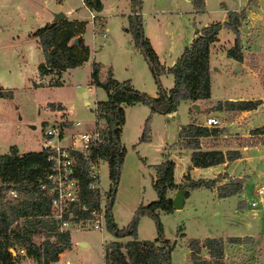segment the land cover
Wrapping results in <instances>:
<instances>
[{"label": "rangeland", "instance_id": "rangeland-1", "mask_svg": "<svg viewBox=\"0 0 264 264\" xmlns=\"http://www.w3.org/2000/svg\"><path fill=\"white\" fill-rule=\"evenodd\" d=\"M145 1L147 20L154 25L157 24L160 30L169 22L172 25L169 30L176 34L175 37L178 38L183 34L184 27L189 29L192 27L194 22L191 15L185 16L181 21L177 15L179 12L172 10V5H178L177 0H174L175 3L172 2L173 0ZM239 1L208 0V9L219 12L228 8L232 9L237 6ZM122 2L126 3V0H121L117 13L123 11L125 3ZM109 6L108 4L107 7L110 8ZM125 6H127V3ZM64 10H74L77 12L76 15L79 19L90 21L89 15L81 6L80 0H0V84H7L12 91H6L11 92V100L0 98V154L8 153L12 147L17 148L19 150L16 149L17 152L21 153L39 152L43 132L51 124L64 127L68 136L82 131L90 134L105 128V123L96 118L95 103L105 101L106 94L102 89L90 86V68H81L78 71L66 74L64 76L65 85L61 87L43 86L36 88L38 86L35 80L36 77L31 76L42 56L35 43L28 40L24 32L30 26L36 27L37 18L40 19L43 14L51 15ZM158 11L164 13L161 18L154 20L151 15ZM219 14H212L209 17L217 20ZM113 18L111 20H114V23L109 31L113 30L115 32L121 30L122 25L128 26L127 17L115 16ZM51 19L53 18L51 17ZM204 21V19L197 18L196 24L202 26ZM242 23L244 24V22ZM260 24V32L263 35L264 17ZM157 35L160 36L158 33ZM89 37L90 32L88 33ZM262 38L264 37L261 36ZM166 41V39H162L161 42L165 43ZM101 44L102 41L100 40L96 54L98 55L97 62L103 63L105 66L101 73L103 81H106L107 69L111 68L112 71H116V76L120 81L131 80L135 88L141 92L150 95L149 93L153 91V87L156 89L142 55L138 54L141 61L137 60V63L133 64L129 62V59L125 60V56L118 55L115 49L103 51L104 49L100 47ZM234 61V59L227 58L224 54L219 56L218 64L215 65L218 72L215 73L216 80L213 84V99L215 101L226 99L225 96H222L224 86L228 89L233 88L229 86V79L225 74L226 72L227 74L232 73L237 67L233 68ZM19 73L22 74V78L19 77ZM230 76L232 78L233 75ZM54 81H56L55 78L49 81V84ZM160 82L164 89H169L172 87L173 78L169 74H163L160 76ZM40 85L42 84L40 83ZM50 104H54V107ZM57 104H62L65 110L59 108ZM195 104L200 106V111L192 116L189 115L192 105L183 103L179 104L174 115L152 114L148 107L141 104L127 109L126 124L123 130L127 152L122 164L117 193L112 207L114 220L119 229L128 226L139 206H146L157 200L156 192L152 186L154 165L160 164L165 157H170L176 163L175 180L177 183L182 182L183 175L186 174L190 164L191 150H185L182 154H179L173 149L177 146L179 131L190 123L192 117L205 120L208 115L207 109H205L207 103L199 102ZM147 119H149V139L141 142L140 138ZM204 120L198 122V124L202 125ZM44 123L47 125L45 128L43 127ZM75 123H81V126L77 128L74 125ZM30 126H34L35 129L32 130ZM200 142L205 149L232 148L234 144H237L240 148L258 145L259 143L258 139H243L232 136L227 139L216 136L201 139ZM98 165L101 183L99 197L102 203L106 199L110 181L107 164L100 161ZM213 173L214 168H204L200 173L191 175V178L196 181L199 179L207 180L212 177ZM260 181L259 183L264 185V180ZM189 192L188 197L190 199L186 201L182 210L170 214L158 213L165 238L171 243H175L174 250L171 253V264H192L188 240L208 236H210L209 238L232 237L236 236L237 233L253 237V243L231 247L227 245L221 263L264 264V208L262 205L256 208L249 206L250 202L257 199L255 191L254 195L245 196L243 203H238L239 201H235L237 200L235 199L223 207L228 211L231 209L237 210L236 207L238 209L245 207L243 210H238V219L232 220L228 224L227 221L224 222L209 217V204H211L209 190L199 188L189 190ZM176 193L177 190L172 192V198L175 197ZM230 212L234 213L233 211ZM248 224L251 226L250 229L247 227ZM137 238L149 241L157 238L155 223L147 215L139 218ZM246 238L250 237H243L244 240ZM33 240L35 244L39 245L43 238L35 237ZM130 240H132L130 237L116 239L105 228L101 231L72 232L71 250L66 254H64L65 252L60 254L58 262L54 264H103L105 244L120 241L124 245ZM22 251L26 253L23 248L19 247L9 249L13 256H18L19 264H36L26 254L23 256ZM200 255L202 259L209 260L205 251H202Z\"/></svg>", "mask_w": 264, "mask_h": 264}, {"label": "trees", "instance_id": "trees-1", "mask_svg": "<svg viewBox=\"0 0 264 264\" xmlns=\"http://www.w3.org/2000/svg\"><path fill=\"white\" fill-rule=\"evenodd\" d=\"M84 6L90 11L101 12V0H83ZM130 14L127 17V32L130 34L133 46L144 58L154 84L157 89V97H151L146 93L133 88L129 81L117 82L111 75L105 82L98 79L99 66L96 63L91 67V86L102 89L106 95V101L96 104V118L105 123V128L99 130L101 144L94 148L89 159L101 160L107 163L110 187L106 197L105 229L116 239L126 237L132 240L124 245L120 241H112L103 248V264H171V253L175 243L165 238L158 212L170 214L174 211L172 199L167 194L176 188L173 180L174 163L166 160L153 167L155 180L152 186L157 195V200L146 205L139 206L126 228L119 229L114 221L112 207L117 193L121 168L126 154L121 144L122 127L125 124L123 106L142 104L149 108L152 114H174L181 101H189L191 104L206 101L210 98L209 80V50L217 41L218 32L225 28L235 36L234 46L227 52V57L242 61L241 44L239 40L240 28L245 19V11H230L227 14V22L215 23L204 27L199 35L185 48L175 64L167 71L160 64L157 54L145 37L143 19L141 15L142 0H129ZM194 7L200 10L203 7L202 0H195ZM85 23L69 22L66 18L57 23L47 24L36 30L33 38L38 39V45L42 52L43 60L37 66L40 77L55 75L60 78L67 70L75 69L88 62L89 49L82 39ZM77 40V43H75ZM169 74L173 77V86L169 90L162 87L160 76ZM50 87H61L56 80L49 84ZM40 86H36L39 88ZM0 98L12 99L11 92L0 88ZM259 102L225 103L224 107L234 111H249L255 109ZM54 107V104H50ZM59 108L62 107L57 104ZM221 104H219V107ZM60 109V110H61ZM47 125L44 123L43 127ZM149 131V119L146 120L141 142L147 141ZM217 134L214 128L189 124L180 131L182 145L186 150H191L190 161L193 167L207 168L234 161L240 157L238 152H227L223 155L218 151H202L200 139L213 137ZM253 135H264V127L252 132ZM84 169L87 167L83 165ZM47 168L45 154L42 152H29L19 155L15 148H10L7 154H0V182L5 186L2 192L7 194L9 186L14 185L19 198L10 201L0 196V264H15L16 256L9 249L19 247L26 251V256L33 259L36 264H54L59 260V255L70 251L72 247L71 237L68 234H60L54 225L45 218L49 212L47 199L39 191L38 184ZM180 187L184 188V198L188 197L189 190L216 189L219 198L234 196L242 188V180H230L226 185L216 186L219 177L214 180H197L189 178ZM83 195L90 206L97 204L99 196L95 192L87 190L86 175L82 177ZM179 187V188H180ZM96 203V204H95ZM149 216L155 223L157 238L153 241L139 240L137 238L138 221L141 216ZM35 237H42L43 241L37 245ZM190 260L192 264H222L227 245L238 246L251 245L252 238L233 237L223 240L221 238H206L204 240H188ZM205 251L209 260L202 259L201 252Z\"/></svg>", "mask_w": 264, "mask_h": 264}, {"label": "crops", "instance_id": "crops-1", "mask_svg": "<svg viewBox=\"0 0 264 264\" xmlns=\"http://www.w3.org/2000/svg\"><path fill=\"white\" fill-rule=\"evenodd\" d=\"M80 1L84 11L89 15L90 21H88V19H79L76 15L77 12L74 10H64L62 11V13H64L65 18L69 22L85 23L82 39L84 41L85 46L88 47L90 52L88 62L84 63L80 67L63 72L60 78H58L55 75L40 77L37 72V66L43 60V58L41 57L40 61L37 63L31 75L32 77L33 76L36 77L35 78V80L37 81L36 84L40 87L43 86L50 87L49 81H51L53 78L58 80L62 84V86H64L65 85L64 76L66 74H70L71 72L78 71L81 68L83 69L87 67L91 69L93 63H96L99 66V75H98L99 81L102 83L105 82L101 78V73L105 66L103 63L97 62L98 55L96 54L97 47H99L98 42L100 40L102 41L101 44L102 46L100 45V47L104 49L103 51L107 49H115L118 55L125 56V60L129 59V62H132L133 64L137 63L136 62L137 60L139 62L141 61L139 58L140 56L138 55L139 53L136 51V49L133 46L132 38L130 34L127 32L128 26L125 27L124 25H122L121 30H116L115 32L113 30L109 31L110 30L109 28H111V25H113L114 23V20H111L113 17L121 16L123 18L129 16L130 14L129 0H126L127 6H125L126 4L125 2H124L125 4L122 2L124 4L123 11L119 13L117 12L119 10V4L121 3V0H101L102 2L101 12L90 11L84 6L83 0ZM142 1L143 4L141 8V15L143 19V29H144L145 37L150 41L152 48L154 49L155 53L158 56L160 64L164 67L166 71L175 64L176 60L184 52L185 48H187L191 44V42L197 37V35H199L200 31L204 27L215 23L227 22V14L230 11L233 12H240L241 10L245 11V19L243 20L244 24L242 23V27L240 28V35H239V40L241 44V54L243 58L241 62H237L236 60L234 61L235 65L233 66V68L236 66L237 67L232 71V73L227 74L226 72L225 74V76H227L229 79L228 80L229 86H232L233 88L228 89L225 86L223 87L224 92L222 91L223 93L222 96H225L224 98L226 99L216 100V101L213 99L214 96L213 84L216 80L215 73L218 72V69L215 67V65L218 64L220 55L224 54L227 57V52L231 48H233L234 41L236 38V36L231 31L222 28L218 32L217 41L210 46V50H209L210 98L206 101H202L204 103H207V106L205 107V109H207V113L211 114L212 116H214L219 120V126L217 128H214L215 130H217V134L215 136L201 138V139L214 138L216 136H222L224 139H227L228 137L232 136V137H241L243 139L253 138V139H258L259 141L258 145H254V146L239 148L237 144H234L232 148L226 147L220 149H205L202 146V143L200 142V147L202 151H218V152H222L223 155H225L227 152H238L240 154V157L234 161H225L222 164L215 165L212 167H207V168H214V173L212 177L207 180H214L215 178L219 177V181L216 184V186H222L228 184L229 179L242 180L243 182L242 188L239 193H237L234 196H230L226 198H219L215 188L204 189L210 191L211 204H209L210 205L209 217L211 219H218L224 222L227 221L226 223L228 224V222L238 219V212H239L238 210H243L245 207H242L241 209H238V207H236L237 210L231 209L230 211H233L234 213L225 210L223 207H225V205L228 202L234 201L235 199H237L235 201H239L238 203H243L244 197L249 194L254 195V191H256L255 190L256 187L259 186V184L261 185V183H259L261 182L260 180L262 179L264 180V135L252 134L254 130L264 127V38L261 39V36L264 37V33L262 35V33L260 32V28H261L260 23L264 17V0H240L235 8L220 10V12L212 11L208 9V0H202L203 7L200 10H196V8L194 7L195 0H177L176 2H178V5L176 6L172 5L171 8L172 10H177L179 12V14H177L178 19L183 21V18L185 16L191 15L193 17L191 19H193L194 22L192 27L190 28L191 30L187 27H184L183 34L178 38L175 37L176 34H174L172 31L169 30V28H172V25L169 24V22L164 28L160 30L157 24L154 25L153 23L147 20V16H146L147 13L145 9L146 1L145 0ZM172 2L175 3L174 0ZM108 4L110 5L109 6L110 8L107 7ZM125 11L127 12L126 14L124 13ZM163 13L164 12L162 11H158L157 13H153V15L151 16L154 17V20H157L162 17ZM217 13H220L219 18L217 20L211 19L209 17L210 15ZM51 17L53 18V14L51 15L43 14L40 19L37 18L36 27L30 26L24 32V34L27 36V39L35 43L37 49L41 53V56H42V52L38 45V39L33 38L32 34L36 30L46 26L47 24H51L53 20L51 19ZM197 18L205 20L202 26L196 24ZM89 32H90V37L88 38ZM157 33L160 34V36L157 35ZM162 39H166L167 41L163 43L161 42ZM237 68H240V71L237 72L236 71ZM90 75H91V71H90ZM109 75H111L115 81L122 82L117 78L116 71L115 72L112 71L111 68L107 69L106 80ZM230 75H233L232 78ZM19 77L22 78V74L19 73ZM128 81L131 83L133 88L137 90L135 86L132 84L131 80ZM40 83L42 85H40ZM90 84H91V80H90ZM0 88H2L3 91H11L10 88L7 86V84L4 83L3 85L0 84ZM149 94H150L149 96L156 98L157 89H154L153 87V91H151ZM106 99H107V95H106ZM98 102H102V101H98ZM98 102L95 103V108ZM238 102H259L260 104L255 109L249 111H234L230 108L224 107L225 103H238ZM180 103H183L185 105L186 104L192 105L189 101H181ZM219 104H221L220 107ZM59 105L62 107L63 110H65L62 104ZM129 107L132 106H123L124 114H125V124H126V111ZM195 113L196 112H194L192 109L189 111V115L191 116ZM174 114H166V115H174ZM203 120L204 119H196L195 117L194 118L192 117L189 124H193L195 126H201L198 124V122ZM124 126L122 127L121 144L122 147L127 152L124 143V136H123ZM180 131H179L177 146L174 147L173 149H175L179 154H182V152H184L186 149L182 146ZM2 154H7V152ZM18 154L21 155L25 153L18 152ZM169 158L170 157H165V159L162 162L166 160L172 162L174 161L171 158L170 159ZM189 158H191V153ZM173 163H174V171H175L176 163L175 161ZM202 169L204 168L193 167L190 161L189 167L186 171V174L183 175L181 183L176 182L173 171V180L176 188L172 191H169L167 196L173 200L171 196L172 192L173 191L176 192V190L178 191L179 187L187 182L186 180L187 178L193 180L191 178V175L193 176V174L195 173L197 174L200 173ZM155 175L156 174L154 171L153 181L156 178ZM199 180H204V179H199ZM189 199L190 197H188L187 199L184 198V206L186 204V201ZM174 211H179V210H174ZM113 217L115 219V216ZM247 227L249 229L251 228L249 224L247 225ZM244 236L253 238L249 235H240V233H237L236 236H232V237H214V238H221L223 240H226L228 238H233V237L243 238ZM209 237L210 236L205 238H200L197 240H204ZM67 252L68 251H65L64 254H66ZM25 254L26 253L22 251V255L24 256ZM17 258L18 256H16L15 264H19Z\"/></svg>", "mask_w": 264, "mask_h": 264}, {"label": "built area", "instance_id": "built-area-1", "mask_svg": "<svg viewBox=\"0 0 264 264\" xmlns=\"http://www.w3.org/2000/svg\"><path fill=\"white\" fill-rule=\"evenodd\" d=\"M79 128L81 123H75ZM205 128H217L219 120L208 114L203 124ZM99 132L85 131L68 136L61 125H49L43 132L40 151L45 154L47 168L38 184L42 196L47 199L49 212L45 216L55 227L57 233L101 231L105 228L106 199L90 206L92 198L83 195V175H86L87 190L99 196L101 189L99 165L101 160L91 161V151L100 145ZM86 164L84 169L83 165ZM5 185L0 182V196L10 201H16L19 193L10 185L7 194L2 192ZM257 199L250 202L251 208L262 205L264 208V185L255 191ZM107 197V195H106ZM13 252V250H11Z\"/></svg>", "mask_w": 264, "mask_h": 264}, {"label": "water", "instance_id": "water-1", "mask_svg": "<svg viewBox=\"0 0 264 264\" xmlns=\"http://www.w3.org/2000/svg\"><path fill=\"white\" fill-rule=\"evenodd\" d=\"M65 19V15L62 12H57L53 14V20L52 23H57L59 21H62ZM75 43H77V40H75ZM236 71H240V68H237ZM86 96V95H85ZM192 110L195 112L200 111V106L198 104H192ZM216 115V114H213ZM32 130L35 129L34 126H30ZM184 206V188L180 187L177 191L175 197L172 200V207L174 210H181ZM82 247H84L82 244H80Z\"/></svg>", "mask_w": 264, "mask_h": 264}]
</instances>
